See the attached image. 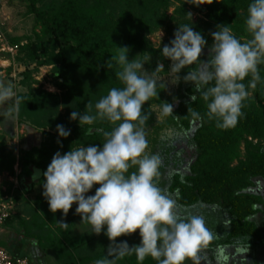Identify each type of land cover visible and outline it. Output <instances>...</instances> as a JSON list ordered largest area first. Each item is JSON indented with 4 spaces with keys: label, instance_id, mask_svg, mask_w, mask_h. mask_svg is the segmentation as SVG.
I'll list each match as a JSON object with an SVG mask.
<instances>
[{
    "label": "trees",
    "instance_id": "obj_1",
    "mask_svg": "<svg viewBox=\"0 0 264 264\" xmlns=\"http://www.w3.org/2000/svg\"><path fill=\"white\" fill-rule=\"evenodd\" d=\"M27 1L28 12L33 13L35 18L43 23L44 34L42 36L27 35L26 43L21 45L20 40H11L5 32L10 42L18 44L19 52L14 59L17 66L21 67L18 83L25 87L15 97L17 119L29 122L45 134L43 147L46 152L42 149L37 156L24 155V161L21 162L20 185L25 191L27 177L31 178L36 174V170H39V179H42L43 172L47 169L53 155L57 151L64 154L71 150L72 139L69 136L66 138L59 136L56 128L58 124L63 125L66 130L70 126L74 127L77 138L84 137L82 142L85 145L95 144L100 147L105 139L103 132L112 129L106 124L80 125L78 120L70 119L71 111L58 116L57 109H53V106L57 108L59 97L31 87V68L51 64L52 74L59 86L70 84L73 77L90 83L92 89H95V92H90L91 96L94 95V102L97 103L108 94L111 88L124 87L115 75L122 70L117 62L120 47L128 48L127 58L130 61L133 59L141 61L146 51L156 54L158 49L153 48L143 34L139 35V31L143 33L151 31L153 23L155 28L157 23L151 20L148 13L152 8H166L171 0H140L139 9L143 13L140 24H138L139 16L137 14L128 16L127 11H122L116 18L100 16L95 12L98 3L94 10L87 9L84 0H50L47 3L42 2V6L39 5L42 0ZM177 1L182 7L184 1ZM252 2L253 0H213L210 5L200 6L190 3L194 9L205 10L206 19L195 23L187 18H181L177 22V28L182 25L192 27L206 39V45L211 44L210 37H212L205 34L208 29L206 26L212 28L227 26L239 40L246 36L251 38L246 30L245 20L248 16V6ZM174 33L165 44H169L174 39ZM195 68L196 65H193L181 70L179 73L181 79L176 83L175 93L164 94L165 88L160 85L161 91L157 90L158 95L146 102V108L142 112L146 116L144 123L152 122V113L148 111L152 103L160 108L164 117V120L159 122L153 130L152 142L156 141L161 127L166 128L173 124L175 127L186 130L190 125V118L197 117L194 113H199L203 120L192 138L199 150L196 164L191 168L194 172L193 176H183L181 179L170 177V182H165L161 189L175 201L178 212L185 215L193 212L204 214L206 227L213 234L210 245L218 248L227 246L230 252H233L235 246H240L239 251L244 247L245 255L236 256L238 264H262L264 261L263 196L257 191L255 181L263 184L264 189V145L255 146L256 152H252L254 153L252 162L241 161L239 165L229 167L226 161L232 147L236 145V138L240 137L243 130L252 131L254 136L261 134L262 120L259 115L251 112L248 104L244 103L243 115L234 127L226 130L214 128V121L208 119L207 109L202 107L204 100L201 95H194L196 97L194 101L188 97L187 85L193 83L185 82L183 76ZM260 82L261 85L264 84V73ZM247 83L248 81L245 85ZM175 100L178 101V107L166 112L165 106L167 104L172 106ZM75 109L77 111L79 109L77 104ZM255 115L256 118H254ZM15 160L13 150L7 148L0 139V170L12 172ZM164 180L167 179L161 172L157 178L159 187ZM171 192H174L173 196L170 195ZM10 218L12 216H8L5 221H9ZM48 220L55 230H61L60 233L69 232V230H62L60 220L55 216H49ZM47 227L50 230L49 226L42 222V228ZM83 246L80 245L74 251L78 259L73 257L71 264H87L83 256L87 255L88 251ZM250 255L253 259L248 258ZM153 262L158 264L157 261Z\"/></svg>",
    "mask_w": 264,
    "mask_h": 264
},
{
    "label": "clouds",
    "instance_id": "obj_2",
    "mask_svg": "<svg viewBox=\"0 0 264 264\" xmlns=\"http://www.w3.org/2000/svg\"><path fill=\"white\" fill-rule=\"evenodd\" d=\"M185 2L200 6L210 5L213 0ZM188 15L191 18L192 14ZM245 25L251 37L245 42L236 38L229 27L218 26L219 30L211 33L213 43L206 61L201 60L206 39L188 25L179 26L174 39L161 49L162 55L172 61L173 83L180 81L182 69L196 65L183 80L194 84L206 102L208 119L214 120L220 129L226 130L238 123L243 115L244 101L250 96L248 88L255 89L261 81L264 0H253L249 4ZM127 53V47H120L118 59L113 57L122 68L115 75L124 87L111 88L95 104V115L89 114L91 103L86 105V112L70 114V119L78 120L80 125L107 120L115 127L103 132L102 147L89 144L64 154L57 151L43 172L42 195L49 210L60 211L64 217L76 204L75 213L81 216V223L91 226V233L99 235L104 231L109 240L118 245V248L110 247L109 256L115 253L117 258H122L134 253L139 264H143L146 257L158 264H185L187 259L200 264L198 253L207 248L213 234L206 227L203 216L178 214L175 201L158 186L160 158L149 151L143 129L142 106L158 95L160 76L157 73L164 66L160 63L149 73L144 64L150 62L151 56H145L143 61H130ZM5 54L9 55L0 53V56ZM249 76L251 80L246 87L243 81ZM14 96L13 86L0 82V103ZM195 99L192 95L191 100ZM164 110L173 109L167 104ZM194 115L199 117V113ZM56 128L60 137L70 135L71 130L63 125L58 124ZM133 168L136 170L130 172ZM95 185H99L95 194L87 195ZM59 223L64 229L69 226L64 221ZM137 230L141 237L138 245L130 247L126 241L116 242L118 237ZM95 264H115V261L105 258Z\"/></svg>",
    "mask_w": 264,
    "mask_h": 264
},
{
    "label": "rangeland",
    "instance_id": "obj_3",
    "mask_svg": "<svg viewBox=\"0 0 264 264\" xmlns=\"http://www.w3.org/2000/svg\"><path fill=\"white\" fill-rule=\"evenodd\" d=\"M50 0H42L39 5L42 6V2H49ZM83 1V0H82ZM184 1L182 7L181 3L177 0H171L168 3L167 7H159V8H152L151 12L148 13L151 20L153 19L157 25L154 28V23L152 24L153 28L149 32H142L139 31V35L143 34L148 43L155 49H158L156 54L146 51L141 58V61L144 60L145 56H151V60L148 63L144 64V68L151 73L158 64L162 63L164 68L157 73L160 78L157 83V90L161 91L160 85H162L164 89V94H172L175 93L177 90V84L173 83V74L171 73V66L172 61L165 58L162 55L161 49L163 48L166 41L172 38L173 33L176 31L177 22L181 18H187L191 22L200 23L201 21L205 20V10H197L191 7L190 3ZM98 3V5H97ZM27 0H0V28L8 34L11 40H20V44L26 43L27 35H34L42 36L43 33V23L38 21L33 13H29L27 10ZM141 4L140 0H84V5L87 9H95L96 14L100 16H113L114 18L120 16L121 12L127 11L128 16H132L137 14L139 17L138 24L142 22V12L139 9V5ZM149 4V3H148ZM150 5V4H149ZM148 6V5H147ZM180 7V8H179ZM191 13L192 16L188 15ZM208 29L205 31V34L211 35L212 32L219 30V28H212L210 26H206ZM210 31V32H209ZM250 39L249 37H242V42L247 41ZM10 42V40L8 39ZM211 44L206 45L204 49V53L201 56V59L206 61L207 54L210 51V47L213 43V38L210 37ZM12 43V42H11ZM19 51L16 50L13 55H3L0 56V82H3L5 85H12L13 91L15 92V96L4 103H0V139L4 142L5 146L9 149H12L15 154V162L13 164L12 172L9 170H0V202L2 201V193L1 187L2 185L6 186V193L11 196L12 206L14 209V214L10 215L12 218L9 221L3 220L0 224V229L4 228L8 223H14L16 220H19L20 213L24 212L25 208L27 209V200H33L34 196L38 195L37 201L31 203V206L42 213L45 214V217L48 220L49 216H55L60 221H64L69 224L67 229L62 228L63 231H71L73 233L78 234L79 236L75 235L74 237V244L78 243V239L83 241L84 238H89L91 244V251L84 254L85 261L87 264H95L97 260L100 259H114L115 264H139L135 254L125 255L122 258H117L116 254L113 253L112 256H109V249L111 248H118L114 242L109 240L107 235H105L104 231L101 234L97 235L95 233H91V226L88 224L81 223V216L75 213V208L77 207L76 204L73 205L72 209H70L68 215L64 217L62 212L57 211L53 213L49 210V205L45 197L42 195L43 192V181L44 176L42 179H39L38 186L34 189L36 192L27 193L20 185V176L22 175V163L24 161V155L30 156H37L38 153L43 149L44 150V137L45 134L40 130L32 126L29 122L25 121H18L16 111H15V97L16 94L24 90L25 87L21 86L18 83L19 72L21 71V67H18L14 57L17 56ZM21 55V54H20ZM8 60H7V59ZM10 63V65H9ZM52 65H42L36 68H31L30 73V84L31 87L38 90L56 94L59 97V103L57 108L53 106V109H57L56 114L58 116L64 115L68 111H77L75 109L76 104L79 106L78 111L81 113L86 112L87 109L85 108L87 104L91 103L92 111L89 114L95 115V102H94V95L91 96V91L95 92V89H92L90 83H86L79 78H72L70 84H66L65 86H59L56 84V80L52 74ZM259 72L261 76V81L264 73V65L259 66ZM251 80V76L246 77L243 83L245 84L248 81L246 87L249 85ZM90 82V81H89ZM92 82V81H91ZM94 83V82H92ZM260 83V84H259ZM261 82L256 84L255 89L248 88L250 92V96L248 99L245 100V104H248L250 107L251 112L253 114L259 115L262 120L261 127V134L259 136H254L252 131L243 130L239 138H236V145L232 147L231 154L227 156V165L229 167H235L240 164L241 161L244 162H252L254 158L252 157L256 152L255 146L256 145H264V84L261 85ZM189 90L188 97L191 95L199 96L201 95L199 92L196 91L194 84L187 85ZM92 89V90H91ZM174 107H178V101L175 100ZM150 104V103H149ZM203 109H207L206 102L203 101L202 105ZM146 108V103L142 106V112ZM173 108V107H172ZM173 108V109H175ZM149 112H151V120L148 124L144 123L143 129L146 134V138L150 143L149 151L153 154H156L160 158V167H159V174L163 172L162 164L164 163V158L162 157L163 150L170 145H174L175 150L181 149L180 156L183 158V168L181 169L184 176H193L194 172L191 168L196 164V160L198 159L199 150H197V146L195 142H193L192 138L196 133V129L199 125L202 124L203 120L199 116L195 119L190 118V132L179 131L175 129L176 127L171 124L170 126L161 127L158 130V136L156 137V141L152 142V136L154 135L155 126L159 124L164 117H162V113L159 107L156 104L149 105ZM142 116H144L142 114ZM146 117V116H144ZM200 118V119H199ZM256 118V115L254 116ZM146 121V118H145ZM214 121V120H213ZM95 123L98 124H106L110 128L115 127L107 120H97ZM94 123V124H95ZM214 128L218 129L216 126V122L214 121ZM77 125V124H76ZM75 125V126H76ZM175 128H174V127ZM77 127V126H76ZM70 129L69 137L72 139V147L71 149L78 148L80 146H87L85 145L82 140L84 139L83 136L77 138L74 127H68L67 130ZM92 130V129H91ZM112 130V129H111ZM156 135V132H155ZM191 135V139L188 141V136ZM85 136V135H84ZM192 140V141H191ZM152 143V144H151ZM89 145V144H88ZM47 150V149H46ZM45 151V150H44ZM48 151V150H47ZM46 152V151H45ZM166 161V160H165ZM132 171L136 170L135 168L130 169ZM129 170V171H130ZM165 170L167 175L172 177V173L174 172L175 168L172 167V164L166 165ZM46 171V170H45ZM161 171V172H160ZM35 176L39 173V170H36ZM159 177V176H158ZM166 177V174L164 175ZM175 177L181 179L178 174ZM182 177V176H181ZM173 178V177H172ZM171 178V179H172ZM167 179V178H166ZM173 180V179H172ZM13 182L17 187L13 188ZM157 182V181H156ZM165 182H170V178L168 180H164L161 183L160 188L163 187ZM257 183V181H255ZM170 184V183H169ZM255 186V185H254ZM99 187V185H95L92 190L87 195H94L95 189ZM166 189V185L164 186ZM254 188V187H253ZM257 189V187H256ZM252 190V189H250ZM174 192L170 193L173 196ZM28 198V199H27ZM40 198V199H39ZM42 204H41V203ZM19 207V209H18ZM36 208V209H35ZM21 209V211H20ZM176 209V207H175ZM180 215H185L175 210ZM48 214V215H47ZM193 214L201 215L204 217V214L193 212ZM38 217L41 218V215L37 214ZM205 220V219H204ZM16 223H14L15 225ZM216 229V228H215ZM210 230V229H209ZM218 231L220 229L217 228ZM55 231V229L53 230ZM56 230V236L60 239H64L68 237V235L60 233V231ZM106 231V230H105ZM211 232V231H210ZM67 233V232H66ZM88 233V234H87ZM84 236V238H83ZM72 240V239H68ZM78 240V241H77ZM122 241H126L128 245L134 246L138 245L141 241V237L139 235V231L137 230L136 233L121 236L117 238V243ZM71 242V243H72ZM215 242V241H214ZM85 242H83L84 244ZM1 245H6L5 243L0 242ZM81 244V246L83 245ZM111 244V245H110ZM209 246V245H208ZM6 247V246H5ZM86 248V246H85ZM88 251L87 249H85ZM202 252V251H200ZM200 256V253H198ZM241 255H245L244 253H239L235 256L240 257ZM253 255V254H252ZM250 255L248 258L253 259V256ZM69 257V260H68ZM201 257V256H200ZM69 263L71 258L67 256L65 258ZM155 260L151 257H146L143 261V264H154ZM151 262V263H150ZM201 263V262H200ZM206 260L203 261V264H207ZM185 264H193L191 259H187ZM264 264V261L262 262Z\"/></svg>",
    "mask_w": 264,
    "mask_h": 264
},
{
    "label": "crops",
    "instance_id": "obj_4",
    "mask_svg": "<svg viewBox=\"0 0 264 264\" xmlns=\"http://www.w3.org/2000/svg\"><path fill=\"white\" fill-rule=\"evenodd\" d=\"M26 182V192H36L34 189L39 184V175H34L31 178L27 177ZM37 199L38 195L34 196L33 200H27V209L25 208L24 212L22 211V213L19 214V220L14 222L16 223L15 225L14 223H8L4 228L0 229V242L6 244L1 246H6L5 248L11 254L26 256L31 264H71L72 261L70 260L69 263L65 258L71 255L72 259L73 257L78 259V255H75L74 251L78 249L83 242H85L84 245L88 252L93 250L91 249L92 243L90 244V241H88L89 238H84V236L83 241L78 239V243L74 244L72 241H74L75 235H79L73 233L72 230L64 233L68 235V237L64 236V239L55 237L56 230L53 231L54 227L47 221L45 214L40 213L36 208L35 211L31 206V203L37 201ZM37 214L41 215V218L38 217ZM42 222H45L50 230H48V227L42 228Z\"/></svg>",
    "mask_w": 264,
    "mask_h": 264
},
{
    "label": "flooded vegetation",
    "instance_id": "obj_5",
    "mask_svg": "<svg viewBox=\"0 0 264 264\" xmlns=\"http://www.w3.org/2000/svg\"><path fill=\"white\" fill-rule=\"evenodd\" d=\"M209 57L206 58V60ZM175 102V101H174ZM173 102V103H174ZM172 103V106H173ZM191 125H189L188 128H186V130H183L182 128L176 126L175 129L179 130V131H183L185 134V131L190 132L191 130ZM191 135L188 136V141L191 139ZM192 141V140H191ZM168 150V151H167ZM167 152V154H165ZM180 152L181 149L175 150L174 145H170L167 146L162 153V157L164 158V163L162 164V169H163V174H166V178L168 180V177L170 178V175H167L165 167L166 165H170L172 164V167L175 168L174 172L172 173V177H175L176 174H178V176L180 178H182L184 175L181 171V169L183 168L182 164H183V158L182 156H180ZM166 160V161H165ZM182 167V168H181ZM161 172V171H160ZM182 176V177H181ZM263 184L259 183V181H257V191L263 196V202H264V192H263ZM207 246L206 249L201 250L202 252L200 253V264H203V261L206 260V262H208L207 264H238V261L236 260V256L239 253H244V247L243 249L240 248L241 250L239 251V247L235 246V249H233V252H230V248H228L227 246L225 247H220L218 248L215 245H210Z\"/></svg>",
    "mask_w": 264,
    "mask_h": 264
},
{
    "label": "built area",
    "instance_id": "obj_6",
    "mask_svg": "<svg viewBox=\"0 0 264 264\" xmlns=\"http://www.w3.org/2000/svg\"><path fill=\"white\" fill-rule=\"evenodd\" d=\"M18 50V44L10 43L0 30V53H8L13 55ZM10 64V63H9ZM13 188L17 187L13 182ZM2 201L0 202V224L8 216L14 214L11 196L6 193V186L1 187ZM0 264H31L26 256L13 255L5 247L0 246Z\"/></svg>",
    "mask_w": 264,
    "mask_h": 264
},
{
    "label": "water",
    "instance_id": "obj_7",
    "mask_svg": "<svg viewBox=\"0 0 264 264\" xmlns=\"http://www.w3.org/2000/svg\"><path fill=\"white\" fill-rule=\"evenodd\" d=\"M175 103H177V102H174V103H173V106H172L173 108H175V107H174ZM263 208H264V202H263Z\"/></svg>",
    "mask_w": 264,
    "mask_h": 264
}]
</instances>
